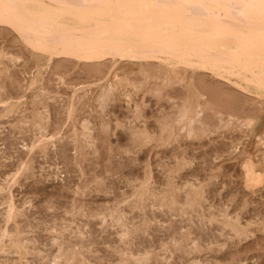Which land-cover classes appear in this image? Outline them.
Instances as JSON below:
<instances>
[{
  "label": "rangeland",
  "instance_id": "374dc122",
  "mask_svg": "<svg viewBox=\"0 0 264 264\" xmlns=\"http://www.w3.org/2000/svg\"><path fill=\"white\" fill-rule=\"evenodd\" d=\"M2 28L7 30V32L2 31ZM0 43V49L2 50H0V52L6 51L5 54L6 56L8 55L7 57L2 56L5 59L1 57L2 59L0 58V63H3L4 69H8L7 67H9V71H6L8 74L4 71L6 74L3 72L5 75H0L1 77L3 76L2 78H0V82H2L1 85L2 87L5 86L4 89L6 91L4 92L3 88L0 89V92L2 90V92H4H1L0 95H6L1 96L4 99L9 97L17 99V97H20L21 95H23L22 97H25L21 99V101L14 100L20 102L21 104L18 105L20 108L18 112L12 115L7 114L6 116H4L6 113L5 111H3V105L0 104V114L3 115V117L0 118V127L2 128L0 132V182H2V178L5 175L16 169L21 160L29 159L31 160V163L33 162L31 171H24L19 177V182L14 186V189L12 188V193H15L13 195L16 205L19 206V209L20 207L21 209H23L20 210L22 212L21 216L19 215L17 217V222L19 225H16L13 222L8 224V226L10 227L9 229L13 233L16 232L18 228L19 231L21 230V235L24 233L22 237H25V242L28 243V251L30 250V252H28V255L27 253H25L26 261H24V254L20 257V255L15 253L14 250H12V252L8 250L6 253L2 252L0 253V264H28V262L29 264H41L45 261L49 262L54 257V255L58 254L59 252V250L57 249L58 247L53 242V236L55 232H53L52 234V227H57V229L61 233L60 235L62 237L60 236L59 240H61L60 242H62L64 244L63 246L66 247L67 251L65 247H63L66 252H68L69 250L71 251L74 244L76 243L75 245H78V243L80 242V245L77 247H80V250L84 254V256L88 259V261L90 260V264H119L121 256L124 255L123 251L129 248L130 250L135 252H143L145 250H148V248L151 251H155L153 252V259L149 261L148 264H189V262L192 260H198L200 264H264V221H262L264 220V183L259 188H257L255 193L244 188L242 181V167L240 166L243 162V159H246L248 156L252 155L255 161H258V164L260 163L259 160H263L261 162L262 165L260 164V166L264 168V149H262L264 148V144L262 143V141H259V138L261 136H264L262 134L264 133V96H260L259 98V96L256 95V93H254L253 91L245 90L243 92V90L239 89V87H235V84L233 83V85L231 81L227 82V79L224 80V78H218V76L216 77L211 71L202 69L192 70V68L187 69L186 71L182 68L179 70L181 72V75H183V78L179 81L177 80L173 82L175 83H172L173 85H170L171 83L169 85H166V88H164L165 90H162V96L159 97L155 96L156 94L154 95L153 91H151L150 93V91L148 90L154 84V86L158 85L159 83L161 84V79L168 74L165 72L166 70L164 71V69L166 68H164L162 63L158 60H150L151 62L140 61L133 63L131 61L120 60L115 62L113 59L108 58L107 62L100 61L98 63L84 61L82 62L69 57L68 59L66 56H55L51 63L50 61H46V59L44 60V56L41 59H37L38 57H36V53H33L30 47L25 46L19 34L16 33L14 29L9 26L2 27V25H0ZM9 53L11 55H9ZM11 56H16L19 59L15 62V60ZM10 57L11 60L13 59V61L9 60ZM103 62H105L106 67L104 64H100ZM113 62L115 63V65ZM146 62L148 64L150 63V65L152 64V67L156 66L154 67L156 73L153 68L149 71V69H151V66L147 64L146 67ZM2 63L0 64L1 68ZM95 63L97 66L95 65ZM44 64L50 67L46 66L45 68ZM87 64L89 65L87 66ZM6 65L8 66L5 68ZM37 66L39 67V69H37ZM92 66H96V68H94L95 72H93L94 70H91V68L93 69ZM98 66L101 67L97 69ZM158 67H160L166 75L161 72L160 68L158 69ZM102 68H104L103 71H106L102 72ZM138 68L139 70H137ZM100 70L101 75L99 73ZM25 71L29 74H27ZM35 71H38L36 72V75L34 73ZM39 71L41 74L39 73ZM114 71L118 73L119 76L123 79L126 75V77L129 76V78L127 79H132V81L137 82L139 86L143 82L145 83V85L143 84L140 87L138 86L137 89H134L131 86L123 85L124 88L125 86L127 87L125 88V90L123 86L117 87V92L113 90L114 92L112 91V93L110 94L112 96L114 93V95L112 96L114 97V102L111 100L112 97L110 96L111 98L109 97L110 100H108V102H111H109V106L104 109L103 114L102 109L97 106L98 103L96 101V95L98 96V92H100V89H102L99 85H105V81L107 80H109V82L114 80L112 78V73H115ZM127 71L129 72L127 73ZM145 71H148V73L152 72L149 73L151 77L153 76L152 80L151 78H149L150 80L148 78V80L145 78V76L143 75V72ZM157 71H160V76L158 75ZM140 73L142 75H140ZM89 74H92L93 78L91 76L89 77ZM105 74H107L106 77ZM155 75L157 76L156 78L158 79V81L156 78H154ZM195 76H197L198 78ZM201 76L202 78H200ZM31 77L33 79L36 77L39 85L37 84L33 88H29L28 85H30L31 81L33 80ZM61 77L63 78V80H61ZM103 77H105V79ZM26 78H28L27 81L30 83L26 81ZM30 78L32 80H30ZM100 79L102 80L101 82ZM186 80L187 84L185 83ZM41 82L45 84L44 87H42L43 85ZM151 83L154 84L151 85ZM74 84L78 87H81V85H87L83 90L86 89L89 92L88 93L86 91L85 93L82 90L79 93L82 95V99L80 98L81 100L76 103V107L80 111L77 110L78 112L75 113V124L77 128L81 129V123L79 122H82L84 119H88L91 123L90 127L92 129V135L95 139H93L94 146L91 144L92 146H87L85 149L83 148L82 152H77L75 149L77 143L75 144L74 137L72 136V124H74V122L72 123L73 120L69 121L68 119H66L67 117L65 115L67 107L66 105L69 104L70 97H72L71 91L74 92ZM190 84L192 85L190 86ZM21 85L24 86V91H22L23 88L21 87ZM200 85L202 87H200ZM41 87L43 89L46 87L44 89L46 90L44 91V93H46L45 95L43 91H39ZM20 88H22V90ZM211 88L215 89V91L210 90ZM18 90L21 93H19ZM47 90L49 92H47ZM51 91L55 93L53 94ZM57 91L60 92L58 93ZM132 91L136 94L132 93ZM197 91L201 94V99L199 97L200 94ZM211 91L212 94L213 91L214 93L216 92V95H210L211 98L214 96V98H216L215 100H212L213 98L207 99L209 98V94H211ZM218 92L219 95H217ZM130 93H132V95ZM193 93H196L195 96L198 95L199 102L202 101L201 104L203 106L206 105V107L203 108L205 112L200 113L202 114V116L198 115L195 118V120L197 119V123L193 122L192 124H194L196 128L205 127L207 128L206 130L209 129V131L206 132L207 134L204 133L202 136L194 138L191 137L192 139H189V137L186 135V130H182L181 128H179L180 126H178V124L175 125L173 129L168 128L163 132L160 127L161 125H163L165 118L175 117V115H177V112L179 111L178 109L182 108L180 106H183L184 102L188 99L187 97H194ZM42 95L44 96L42 97ZM35 96H39V99ZM63 96L64 98H62ZM217 96L220 99L217 98ZM50 97H52V99L54 97V99H51L50 101L47 100L50 99ZM59 97H61L62 99ZM66 98L68 99V101ZM222 98H225L226 101L229 100L230 104H227L229 102H226ZM40 99L43 100V102H41ZM218 99L222 103H220ZM260 100L263 101L261 102ZM34 101H36V103L31 104ZM39 101L41 104L45 102L48 103L47 105L50 111V121L47 124V133L54 134L55 137L54 139H52V141L56 142L57 146H50L47 150L46 155H43L41 152H39V149H35L37 151L35 152L34 150L35 153L30 152V155L28 156V149L25 146L24 148L23 145H25L26 143H29L28 145H30L35 138L34 135L37 133L35 131V126L31 123V119L33 117L32 112L34 111L32 109L39 107L41 109V104H38ZM142 101L144 104L142 103ZM215 101H217L218 103H216ZM22 102L25 103L23 104ZM84 103L90 104L86 105ZM260 103L263 105H260ZM30 104L33 106H31ZM61 104H64L66 107L64 105V107H62ZM140 104L141 108L139 106ZM215 104L218 105L216 106ZM34 105L38 107H34ZM137 105L138 109H135L134 107L137 108ZM177 105L180 106L178 107ZM82 107H84V110H82ZM228 107L232 109L229 110ZM253 107L257 110L255 109L254 111ZM246 109L248 112H245ZM251 109H253V112L251 111ZM137 110L139 111L137 112ZM98 111L100 115L98 114ZM129 111L131 113H129ZM140 111L143 112L141 113ZM229 113L233 117L230 116L231 118L228 117L227 119V115ZM142 115H144V117ZM100 116L103 117L101 118ZM105 116L108 117L106 118ZM22 117H25V119L20 123L19 120ZM240 117L243 119L246 118V120L253 117L254 120L252 122V125H250V127H246V125L244 124L245 119H242L244 124L243 125L242 120L241 122L239 121ZM104 118V121L108 120L106 122L109 125H107L108 127L105 128L106 130H103V128L101 129V127H103L101 121H103ZM200 118L202 120H200ZM133 120L134 122H131ZM198 120L203 122H201L200 124V121ZM228 120H232L233 123H229ZM25 121L27 122L25 123ZM204 122H206L207 124ZM225 122L226 125L228 123V129L225 128ZM254 122L255 126H253ZM133 123L135 127H133ZM231 123L233 126L231 125ZM234 123H236L235 126ZM197 124H199V126ZM229 125H231V127H229ZM145 126L147 129L144 128ZM237 126L239 128H237ZM136 127H138V129ZM175 129L176 135L174 133V135H172V139L168 140L167 137H169L170 135V130L175 131ZM146 130H149L152 136L155 137L156 134L157 136L160 134V136L158 137L162 138H159V141L158 137H155L156 141L155 139H152L147 143L145 142L144 144H139L140 142L138 143V140L135 138L136 134ZM164 137H166V140H168L167 142L166 140H164ZM180 138L183 140H181ZM157 141H159L160 143ZM162 141L165 143H163ZM257 150L260 152V154ZM180 151L183 153V155L186 156V161H189V164H191L186 165L185 167L187 168H183L184 170H180L182 172L179 171L180 173H177V175L174 176L173 180V174H170V172L168 173V171L171 170L170 168H176L178 166V163H175V161L180 163L182 162L184 156H182V153ZM77 153L79 156L77 155ZM81 153H84L85 156L83 157ZM256 155L257 157H255ZM81 158H83V160ZM75 163L78 165H76ZM56 165H58V167H55ZM147 168L150 172L152 171L151 174L149 173V175H152V177L148 175L149 171L147 170ZM58 174L59 176L57 177ZM147 175L150 177L148 183L149 186L153 184L152 186H150V188L153 189L155 187V193L158 192L159 196H161L160 194H162L161 191H163V188H167L165 187L166 185H168L167 183L173 180L171 181L173 182L172 185L174 187L177 186L178 193L182 192L179 193V196L181 195V197H179V200L181 199L180 201L182 202L183 200H185L184 193L186 192V188H188L184 187L185 182L193 181L197 186L200 182H204L205 186H207L205 187L207 192L204 194L206 200H202V209H191L190 206L184 205L181 209H185L186 211L188 210V214H186L181 212V204H175L174 206H172V208H161L154 205L153 208V202L154 204L156 202L155 199L153 200V198L146 201L147 205L145 203H142L143 205L139 204V199H137V197L134 198V196H131V194L137 190V187L140 186L141 181L145 180L143 178H146ZM53 177L55 178L53 179ZM180 177H182V180ZM187 178L188 180H186ZM198 181L200 182L198 183ZM135 186L136 188H134ZM182 195L184 198L182 197ZM2 196H0V226L4 224V216L2 215L4 214L5 210V205H1ZM245 201L247 202V204ZM244 204L247 206L245 207ZM116 206L117 211L113 209L114 207L116 209ZM145 206L147 209L144 208ZM224 209H227L232 216L236 215V213L240 214L242 218L241 221L243 222L242 224L244 226L248 225V230H251L248 237H240L242 238L240 239L239 236L235 237V235H233L229 230L223 229L221 227V224L215 222L212 224L209 222V224L206 221L211 215L209 214V212L213 214L215 212V215H219L220 212ZM124 212L126 215L124 214ZM116 213L123 214L125 219H122V221L128 225L130 230L132 229L130 231V236L127 235L128 238L121 237V229L119 227V224L114 222L115 220L113 219V216L115 217L117 215ZM219 219L221 218L219 217ZM254 219L256 221H254ZM258 220H261V224L260 222H258ZM69 221L73 223L71 224V222ZM246 221H248V223ZM70 227L75 231L71 230ZM62 228L65 229L63 230ZM78 228L84 232V238L83 236H80L78 232L76 233V231L79 230ZM67 229L68 231H66ZM221 229L224 231L222 232ZM186 231H191L192 234L191 232H189L191 234L190 235ZM75 233L77 234V236ZM185 233H188L189 235ZM223 234L226 237L223 236ZM232 236L234 237V239ZM227 238H230V240L228 239L226 241L225 239ZM81 239L83 240V242ZM194 239L195 242L192 243ZM181 241L183 242L181 243ZM189 242L191 244H189ZM210 242L214 244L212 245ZM196 243H198L197 245H199L200 247V252L195 251V254L192 253L191 255H189L186 252V249L191 250V247L193 246L194 248V245H196ZM27 245L25 246L27 247ZM81 245H83V247ZM165 248H167V250H164ZM121 250L123 251L121 252ZM159 254L162 255L163 258L162 256L160 257ZM194 255L196 256L194 257ZM155 259L157 260V262Z\"/></svg>",
  "mask_w": 264,
  "mask_h": 264
},
{
  "label": "bare ground",
  "instance_id": "6f19581e",
  "mask_svg": "<svg viewBox=\"0 0 264 264\" xmlns=\"http://www.w3.org/2000/svg\"><path fill=\"white\" fill-rule=\"evenodd\" d=\"M0 25H2V27L3 26H9L12 29H14L16 31V33L19 34V36L22 39L25 46L30 47L32 49L33 53H36V57H38L37 59H41L44 56L43 59L44 60L46 59V61H50L51 63H52L53 58L55 56H64V57L66 56L67 58L68 57L72 58V59L74 58V59H77L78 61H82V62L84 61V62H98V63L100 61H106L107 62L108 58L113 59L115 62L120 60V61H131L133 63L134 62H140V61L151 62L150 60H155V61L158 60L162 63L164 68H166V69H164V71L166 70L165 72L168 74H167V76H165L164 78L161 79L162 83L161 84L159 83L160 85L158 84V85L154 86L155 84L151 83V85L152 84H154V85L148 90L150 91V93H151V91H153L154 95L156 94L155 96H159V97L162 96V92H163L162 90H165L164 88H166V85H169L170 83H171L170 85H173V84H175L173 82H175L177 80L179 81L183 78V75H181V72L179 70L182 68L186 71H187V69H190V68H192V70L193 69H195V70L202 69V70L211 71L212 73H214V75L216 77L218 76V78L219 77L222 79L224 78V80L227 79L226 80L227 82L231 81L232 84L233 83L235 84V87L236 86L239 87V89H242L243 92L245 90L246 91H253L254 93H256V95L259 96V98H260V96H264V0H0ZM3 29L4 28H2V31L7 32V30H5V29L3 30ZM12 38H13V36H12ZM18 40H16V41H18ZM3 49H4V46H3ZM5 52L6 51L0 52V58L2 56H6ZM9 55H11V54L9 53ZM11 57L9 60H11ZM2 58H4V57H2ZM12 58L15 60V62H16V60L19 59L16 56L12 57ZM13 59L11 61H13ZM113 60H110V61H113ZM67 62H68V60H67ZM147 62H146V67L148 64ZM100 64L105 65V62L100 63ZM100 64H98V65H100ZM25 65H27V64H25ZM88 65L89 64H87V66ZM95 65H96V63H95ZM114 65H115V63H114ZM148 65H150V63ZM7 66L8 65H6L5 68ZM46 66L50 67L48 65H45L44 67L46 68ZM96 66L95 67L92 66L93 69L91 68V70H94L93 72H95L94 68H96ZM150 66H148L151 68V69L148 68L149 71L152 70V68L154 69V67H156V66L152 67V64ZM44 67H43V69H44ZM100 67L98 66L97 69H99ZM105 67H106V65H105ZM2 68H3V63H2ZM2 68L0 67V75L3 74V76H4L9 71V67H7L8 69L3 68L4 70ZM29 68H30V66H29ZM41 68H42V66H41ZM104 68H102V72L106 71V70L103 71ZM159 68L160 67H158V69ZM37 69H39L38 66H37ZM141 69H143V68H141ZM32 70H33V68H32ZM137 70H139V68ZM4 71L5 72L7 71V72L5 73ZM160 71L163 72V70H161V68H160ZM36 72H38V71L34 72L35 75H36ZM100 72H101V70L99 71V73ZM116 72H117V70H116ZM116 72L112 73V78L114 80H112L111 82H109V80H107V81H105L106 82L105 85L104 84L99 85L100 88H102V89H100L101 91L98 92V96L96 95V101L98 103L97 106H99L102 109L103 114H104V109L107 106H109V102H111V101L108 102V100H110L109 97L111 96L110 94L112 93L113 90H115L117 92V90H116L117 87H119V86L121 87L123 85L131 86L134 89H137L139 86L138 83L132 81V79H130L131 81L129 79H127V78H129V76L126 77V75L124 74L125 78L123 79ZM128 72L129 71H127V73ZM159 72H158V75H159ZM191 72H193V71H191ZM26 73L29 74L28 72H26ZM39 73H40V71H39ZM149 73H152V72H149ZM149 73H148V71H145V72H143V75L145 76L146 79L151 78V80H152L153 76L151 77V75H149ZM155 73H156V70H155ZM94 75H95V73H94ZM100 75H101V73H100ZM106 75L107 74H105V77H106ZM140 75H142V74L140 73ZM205 75H207V74H205ZM90 76L93 78L92 74H89V77ZM144 76H143V78H144ZM2 77L0 76V78H2ZM105 77H103V78L105 79ZM156 77L157 76L155 75L154 78H156ZM195 77H197V76H195ZM31 78H30V80L33 79V78L32 79ZM200 78H202V76ZM27 79L28 78H26V81H27ZM193 79H194V77H193ZM61 80H63V78ZM94 80H95V78H94ZM200 80H198V81H200ZM40 81H43V80H40ZM101 81L102 80L100 79V82ZM157 81H158V79H157ZM4 82H5V80H4ZM94 82H96V81H94ZM186 82H187V80L185 81V83ZM231 82H229V83H231ZM1 83L2 82H0V89L3 88L4 92H6L4 89L5 86L2 87ZM28 83H30V82H28ZM148 83H150V82H148ZM193 83H194V80H193ZM207 83H209V82H207ZM37 84L39 85V82L35 77L31 81L30 85H28V84L27 85L29 86V88H33ZM85 84H86V82H85ZM143 84L145 85V83L143 82L140 84V86H142ZM156 84H157V82H156ZM42 85H43L42 87H44L45 84L42 83ZM79 85H80V83H79ZM103 85H104V87H103ZM191 85L192 84H190V86ZM85 86H87V85H85ZM85 86H82V85H81V87H78L77 85L73 86L74 92L71 91L72 97H70L69 104L66 105L67 107L64 105L66 102L63 104L66 107V112L64 111L65 115L67 117L66 119H68L69 121L73 120L72 123L74 122V124H72V126H73V130H72L73 135L72 136L74 137L75 144L77 143L76 147H75L77 152L78 151L82 152L83 148L85 149L87 146H92L93 141L95 140L94 136L92 135V129L90 127L91 123L89 122L88 119H84L82 122L81 121L79 122V123H81V129L77 128V126L75 124V117H76L75 113L80 111L77 109L76 103L82 99L81 98L82 95L79 93H80V91H82L84 89ZM126 86H125V88H127ZM21 87L23 88L24 86L21 85ZM42 87L40 90L39 89H37V90L43 91V93H44V91H46V90H44L46 87L44 89ZM200 87H202V86L200 85ZM22 88H20V89L22 90ZM29 88H28V90H29ZM58 88H60V87H58ZM123 88H124V86H123ZM125 88H124V90H125ZM195 89H196V87H195ZM208 89H209V87H208ZM210 90L215 91V89H213V88H211ZM22 91H24V88ZM83 91L86 93L87 90L85 89ZM214 91H213V94L216 95V92L214 93ZM217 91H220V90H217ZM4 92H2V93H4ZM18 92L21 93L19 90H18ZM47 92H49V91L47 90ZM57 92L59 93L60 91H57ZM93 92H94V90H93ZM187 92H188V90H187ZM19 93H17V94H19ZM52 93L54 94L55 92H52ZM132 93H134V92L132 91ZM132 93H130V94L132 95ZM45 94L46 93H44V95ZM134 94H136V93H134ZM190 94H191V92H190ZM195 94H194V97H191V98L187 97L188 99L184 102L183 106L179 105L182 108L178 109L179 111L177 112V115H175V117H173V118L163 117V118H165V121L163 122V125H161V127L159 126L163 132L166 131L168 128L173 129V127H175V125H177V124H178V126H180L179 128H181L182 130L183 129L186 130V132H187L186 135L189 137V139H192L191 137L194 138V137L202 136L204 133L209 131V129L206 130L207 128H205V127L196 128L195 125L192 124L193 122L197 123V121H196L197 119L195 120V118L198 115L202 116V114H200V113L205 112L203 108L206 107V105L203 106L201 104L202 101L199 102L198 95L195 96ZM213 94L211 91V94H209V98H207V99H210L211 98L210 95H213ZM3 95H0V104L3 105V111H5V113H6L4 116H6L7 114L12 115V114H15L16 112H18V110L20 109L18 105L21 103L17 102V101L18 100L21 101V99H23L25 97H22L23 95H21L20 97L16 96L17 99L11 98V97L4 99L1 97ZM35 95H36V93H35ZM38 95H39V93H38ZM44 95H42V97ZM91 95H92V93H91ZM113 95H114V93H113ZM128 95H126V96H128ZM217 95H219V92ZM4 96H6V95H4ZM35 97H37V96H35ZM87 97H89V96H87ZM124 97H125V95H124ZM129 97H131V96H129ZM129 97H127V98H129ZM199 97H200V99L202 98L201 94ZM59 98H61V97H59ZM62 98H64V96ZM113 98L114 97H112V99H111L112 101L114 100ZM212 98H211L212 100L216 99V98H214V96ZM217 98H219V97L217 96ZM51 99H52V97H50V99H47V100L50 101ZM53 99H54V97H53ZM68 99H67V101H68ZM219 99H218V101H219ZM14 100H17V101H14ZM223 100H225V98ZM256 100H259V99H256ZM260 101L262 102L263 100H260ZM41 102H43V100H41ZM63 102H64V100H63ZM94 102H95V100H94ZM212 102H214V101H212ZM215 102L218 103L217 101H215ZM226 102H229V100H227ZM35 103H36V101H34L31 104H35ZM45 103L41 104L39 101L38 104H41V109H40V107L32 109V110H34L33 112L30 110L33 114L32 115L33 117L31 119L32 122L31 121L30 122L35 126V131L37 133L34 135L35 138L33 139V141L31 142L30 145H28L29 143H26V144L24 143L25 145H23V147L25 146L28 149V152H29V154H27L28 156L30 155V152L35 153L37 151L35 149H39V152H41L43 155H46L47 150L50 146H55V147L57 146L56 142L52 141V139H54V137H55L54 134L47 133V130H48L47 124L50 121V111H49V108L47 105L48 103H46V104ZM142 103H143V101H142ZM220 103H222V102H220ZM84 104H86V103H84ZM88 104H90V103H88ZM88 104H86V105H88ZM227 104H230V102ZM63 105L61 104L62 107H64ZM260 105H263V104L260 103ZM31 106H33V105H31ZM139 106L141 108V104ZM34 107H38V106L34 105ZM230 107H228L229 110L232 109ZM82 108H83L82 110H84V107H82ZM125 108H126V106H125ZM134 108L138 109V105H137V108L136 107H134ZM253 109L255 111L256 108L253 107ZM253 109H251L252 112H253ZM221 110H222V108H221ZM138 111L139 110H137V112ZM245 112H248L247 109ZM105 113H107V112H105ZM129 113H131V112L129 111ZM174 113H172V114H174ZM98 114H99V111H98ZM164 114H166V113H164ZM228 115H227V119H228V117L231 116L230 113ZM142 116L144 117V115H142ZM162 116H164V115H162ZM2 117H3V115L0 114V118H2ZM100 117L102 118L103 116H100ZM231 117H233V116H231ZM240 118H239V121L241 122V120L243 118H241V119ZM24 119H25V117H22L19 120L20 123L23 122ZM137 119H138V116H137ZM244 119H245L244 124L246 125V127H248V126L250 127V125H252V122L254 120L253 117L249 118L247 120H246V118H244ZM104 120H105V118L103 119V121H101V124L103 126V127H101V129L103 128V130H106L105 128L108 127L109 125L106 122L108 120H106V121H104ZM200 120H202V119L200 118ZM200 120H198V121H200ZM232 120H230V121L228 120L229 123L230 122L233 123ZM243 120H242V124H243ZM239 121H238V124H239ZM26 122L27 121H25V123ZM131 122H134V120ZM159 122H161V121H159ZM201 122H203V121H200L199 123L201 124ZM206 122H204V123H206ZM223 122H224V119H223ZM226 122H227V120H226ZM226 122H225V128L228 129V126H227L228 123L226 125ZM64 123H66V122H64ZM232 123H231V125H232ZM236 123H237V121H236ZM236 123H234V126ZM68 124H70V123H68ZM133 125H134V123H133ZM197 125L199 126V124H197ZM231 125H229V127H231ZM201 126H203V125H201ZM222 126H223V124H222ZM238 126H237V128H239ZM253 126H255V122H254ZM133 127H135V125ZM138 127H136V128L138 129ZM141 128H142V126H141ZM144 128L147 129L146 126ZM176 129H175V131L170 130L169 133L171 136L169 135V137H167L168 140L172 139V135H174V133L176 135ZM1 130H2V128L0 129V132H1ZM93 131H95V130H93ZM163 132H160V133H163ZM257 134H254V135H257ZM262 134L264 135V133H262ZM158 136H160V134ZM158 136L156 134L155 137L157 138ZM259 136H260V134H259ZM155 137L152 136V134L149 130H146V131H141L140 133L136 134L135 138L138 140V143L140 142L139 144H144L145 142L147 143V142L151 141L152 139L153 140L155 139V141H156ZM159 138H162V137H158V139ZM164 138H165L164 140H166V137H164ZM139 139H140V141H139ZM184 139H185V137H184ZM195 139H197V138H195ZM198 139H200V138H198ZM168 140H166V142ZM181 140H183V139H181ZM159 141H160V139H159ZM159 141H157V142H159ZM259 141H262V143L264 144V136L263 137L261 136L259 138ZM159 143H157V144H159ZM163 143H165V142H163ZM240 143H242V142H240ZM259 143H261V142H259ZM256 144H257V142H256ZM169 145H170V143H169ZM262 149H264V148H262ZM34 150H35V152H34ZM93 153H94V151H93ZM81 154L83 155V157L85 156L84 153H81ZM240 154H241V152H240ZM255 154H257V153H255ZM259 154H260V152H259ZM77 155H78V153H77ZM248 155H250V154H248ZM182 156H184V158H183L181 163L175 161V163H178V166L176 168L175 167L170 168L171 170L168 169V170H170V171H168V173L170 172V174H173L172 175L173 180H174V176L177 175V173L182 172L180 170H182L183 168H187L185 166L189 164V161H186V159H185L186 156L183 155V153H182ZM255 157H257V155ZM45 158H47V157H45ZM259 158H260V155H259ZM52 159H53V157H52ZM81 159L83 160V158H81ZM84 159H86V158H84ZM175 159H177V158H175ZM32 161H34V160H32ZM77 161H75V162H77ZM262 161L263 160H259L260 163L258 164L257 163L258 161L256 162L255 159L252 157V155L248 156L246 159H243V162L241 161L242 164L240 166L242 167L243 187L254 192V193L256 192L257 188H259L264 183V168L262 166H260ZM32 163H31V160H29V159L28 160H21L19 162V164L17 165L16 169L14 171L8 173L7 175H5L2 178V182H0V196L3 195L1 205H5L4 214L2 215V216H4V219H3L4 224L2 226H0V253H2V252L6 253L7 250L12 252V250H14V252L19 254L20 257L24 254V256H25L24 261H26L25 253H27V255H28V252H30V250L28 251L29 245H27L28 243L25 242V237H22L24 233L21 235V233H20L21 230L20 231L18 230L19 228L16 230V232L13 233L9 229L10 227L8 226V224L13 222L17 225L18 224L17 217L19 215L21 216L22 212L20 210H23V209H21V207L19 209V206L16 205L14 195H13L15 193L14 192L12 193V188L14 189V186L19 182L18 181L19 177L21 176V174L24 171H28V170L31 171ZM78 164H79V162H78ZM78 164H76V165H78ZM55 167H58V165H56ZM147 170L149 171L148 168H147ZM56 172H58V171H56ZM151 172L149 171L148 175H149V173L151 174ZM59 174L57 175V177L59 176ZM147 176H146V178H143L145 180H143V181L140 180L141 181L140 186L137 187V190L135 192L133 189L134 193H132L133 195L131 194V196H134V198L137 197V199H139V201H140L139 204H142V203L146 204V201L153 198V200L155 199V201H156L155 204L153 202V208H154V205L159 206L161 208H163V207L172 208V206H174L175 204L176 205L181 204L180 209L183 208L184 205L190 206L191 209H194V208L198 209V208L202 207V205H203L202 200L205 199L204 194L207 192L206 188H205L207 186H205L204 182L201 183L200 181H198V183L200 182L198 186L195 185V183L193 181L192 182H190V181L185 182L184 187L185 188L188 187V188H186L185 193L183 192L185 194V200H183V202H182V201H180L181 199L179 200V197H181V195L179 196V193H182V192L178 193L177 186L174 187L172 185L173 182H171V181H173V180H171L169 183H167L168 185H166V184H165L166 186L164 185L167 188L166 189L163 188L164 192L161 191L162 194H160L161 196H159L158 192L155 193V191H156L154 189L155 187L154 188L152 187L153 189L150 188V186H152L153 184L150 186L148 184L149 179H150V177H152V175L151 176L149 175L150 177L149 176L147 177ZM54 178L55 177H53V179ZM180 178L182 180V177H180ZM0 179H1V177H0ZM186 180H188V178ZM167 181H168V178H167ZM174 185H175V183H174ZM78 188H79V186H78ZM130 188H132V187H130ZM134 188H136V186ZM181 191H183V190H181ZM182 197H183V195H182ZM150 201H152V200H150ZM246 204H247V202H246ZM246 206L247 205H245V207ZM144 208H146V206ZM113 209L117 211V206H116V209H115V207ZM113 209H112V211H113ZM106 210H107V208H106ZM118 210H119V208H118ZM187 211L185 209H181L182 213L188 214ZM120 212H122V211H120ZM199 212H201V211H199ZM191 213H190V215H191ZM104 214H105V211H104ZM116 214L117 215L115 217L113 216V219L115 220L114 222L119 224V227L121 229V237H127V235L130 236V233H131L130 231L132 229L130 230L128 225L122 221V219H125L123 214H119V213H116ZM124 214H125V212H124ZM209 214H211V215L209 216L208 220H206L207 217L205 219L208 223L210 222L212 224L215 222V223L221 224V227L223 229L229 230L233 235H235V237L239 236V238L240 237L246 238L250 234L251 230H248V225L244 226L242 224L243 222L241 221L242 218H241L240 214L236 213V215L232 216L231 213L228 212L227 209L222 210L219 215H217V214L215 215V212H214V214L209 212ZM196 215H197V213H196ZM199 216H200V213H199ZM108 217H110V216H108ZM219 217L221 219H219ZM191 218H193V217H191ZM187 219H188V217H187ZM145 221H146V219H145ZM248 221H250V220H248ZM248 221H246V222L248 223ZM254 221H256V220L254 219ZM260 221L258 220V222H260ZM262 221H264V220H262ZM69 222H71V221H69ZM72 223L73 222H71V224ZM253 223H257V222H253ZM204 224H205V222H204ZM260 224H261V222H260ZM65 226H66V223H65ZM250 227H251V225H250ZM16 228H17V226H16ZM136 228H138V227H136ZM256 228H257V226H256ZM62 229L64 230L65 228H62ZM70 229H71V227H70ZM71 230L75 231L74 229H71ZM186 230H188V229H186ZM66 231H68V229ZM223 231L224 230H222V232ZM51 232H52V234H53V232H55L54 236H53V242L58 247L57 249L59 250V252H58V254L54 255V257L49 262L45 261L46 263L44 262L41 264H90L91 263L90 260L88 261V259L81 252L80 247H77L80 245V242L78 243V245H75L76 244L75 243L73 248L70 246L72 248L71 251L68 249L69 251L66 252L67 251L66 247L63 246L64 244L62 242H60L61 240H59L61 233L59 232L57 227H54V228L52 227ZM62 232H64V231H62ZM77 232L79 233L80 236H83V238H84L85 235H84V232L82 230L79 229L76 231V233ZM186 232L189 233L191 231H186ZM188 233H185V234H188ZM191 234H192V232H191ZM76 236H77V234H76ZM223 236H225V235L223 234ZM69 238H70V236H69ZM182 238H184V237H182ZM190 238H191V236H190ZM242 238H240V239H242ZM228 239L230 240V238H227L225 240L227 241ZM233 239H234V237H233ZM240 239H239V241H240ZM82 242H83V240H82ZM182 242L183 241H181V243ZM194 242H195V239L192 243H194ZM69 243H73V242H69ZM217 243H218V241H217ZM67 244H68V242H67ZM189 244H191V243L189 242ZM197 244L198 243H196V245L193 244L194 248L192 246L191 250H189V249L187 250L186 248H184V249H186V252L189 255H191L192 253L195 254V251L200 252V247ZM25 245H27V247ZM81 246L83 247V245H81ZM188 246H191V245H188ZM207 246H208V244H207ZM63 247H65L66 251L63 249ZM75 247H77L78 249ZM67 248H68V246H67ZM164 250H167V248H165ZM122 251L123 250H121V252ZM123 252H124V255L122 253L123 256H121V258L119 260L120 261L119 264H148L149 261H151L153 259V252H155V251H151L148 248V250H145L143 252H141V251L135 252V251L130 250V248H129L127 250L125 249V251H123ZM161 256L162 255H160V257ZM195 256L196 255H194V257ZM45 258H47V257H45ZM155 258H158V257H155ZM162 258H163V256H162ZM192 258H191V260H192ZM164 259H165V256H164ZM164 259H162V260H164ZM156 262H157V260H156ZM28 264H29V262H28ZM189 264H200V262L198 260H192L189 262Z\"/></svg>",
  "mask_w": 264,
  "mask_h": 264
}]
</instances>
